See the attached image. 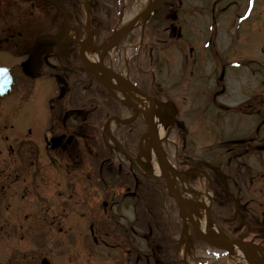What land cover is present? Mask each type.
<instances>
[{"label": "flooded vegetation", "instance_id": "flooded-vegetation-1", "mask_svg": "<svg viewBox=\"0 0 264 264\" xmlns=\"http://www.w3.org/2000/svg\"><path fill=\"white\" fill-rule=\"evenodd\" d=\"M118 1L0 0V88L11 82V92L0 93V201L7 199L0 215L6 212L13 216L12 205L15 208L18 202L25 200L21 194L22 185L27 188L26 181L36 180L43 195V184H53L55 194L62 197V204L54 206L51 201L55 200L54 197L44 196L46 201L41 200L39 207L44 211L38 214V221L41 220L38 225L44 224L48 229L38 226L34 231H61L60 225L67 231L82 227L92 231L94 218L89 219L87 225L71 218L80 215L78 210L81 207L85 213L79 219H84L92 211V187L98 191L97 195L100 194L98 202L105 210L100 215L104 231H117L119 237V209L123 210L124 206L135 212H132L133 222L124 228L128 227L130 231L139 228L137 211L140 197L136 190L145 184L151 192L153 190L151 195L156 196V189L160 186L145 174L143 170L146 167L140 161L141 157L146 158L140 143L148 127L136 104H131L130 118L124 119L120 108L129 104L123 103L111 89L119 86L111 83L113 86L109 90L103 83L100 75H106L111 79H127L150 100L173 105L171 101L186 102L189 99L194 107L192 113H186L189 116L204 117L211 114L216 105L217 113L227 109L233 113L260 116L258 128L226 141L225 148L221 145L228 156L222 155L217 146L211 147L215 158L198 153L191 147L193 141L177 121L181 112L178 108L168 117H172L175 126L182 128L177 130L180 142L190 146L179 153L181 169L189 163L207 160L221 163L225 158L228 163L227 175L222 179L227 190L220 194L215 191L213 197L218 210L213 218L218 228L229 238L251 242L264 252V93L255 96L249 93L241 101L234 100L229 104L219 100L225 91L220 73L214 83L216 89L210 93L204 88L198 91L201 94L194 93L191 83L194 80L201 82L205 77L213 78L210 71L204 74L206 58L203 56L206 55L203 51L209 50L207 55L216 59V72L222 61L215 47L216 39L215 42L210 39L211 44L206 49L196 40L197 34L202 35L198 27L203 25V19L210 14V23L214 28L216 26L217 34L223 22L221 17L232 16L231 27L236 9L245 6L248 0H158L154 14L144 19L139 29L133 27L112 49L131 46L134 54L130 56L126 76L119 69V58L108 60L110 49L101 50L121 18V11L116 15L112 10V5H117ZM86 48L101 56L97 66L91 65L84 54ZM163 64L174 67L176 75L170 83L167 78L164 81L161 78ZM190 84L188 92L186 88ZM124 86L132 99L140 101L131 86ZM211 105L213 108L209 111ZM110 123H114L111 130ZM119 126L129 127L122 142H119ZM131 137H136V141ZM111 142L116 148L110 147ZM119 145L128 153L127 156L121 154L119 157ZM187 167L178 172L188 178L186 175H193L196 168ZM119 187H125L126 192L121 195ZM139 189L141 191L142 187ZM71 190L74 191L72 195ZM145 192H148L146 188ZM153 209V226L158 236L152 244L160 253L163 251L165 258L170 232L178 224L181 228L182 221L178 219L176 224L168 219L162 221L154 205ZM61 216L63 220L67 217L68 222L61 223ZM25 224L4 222L0 223V230L20 233L27 230ZM167 234L169 243L166 244ZM112 242H116L115 247L119 249V238ZM27 254L29 252L26 251V258ZM39 254L36 261L40 263L36 264L49 261L48 255ZM151 258L144 256V264H151ZM10 262L8 259V264Z\"/></svg>", "mask_w": 264, "mask_h": 264}, {"label": "rangeland", "instance_id": "rangeland-1", "mask_svg": "<svg viewBox=\"0 0 264 264\" xmlns=\"http://www.w3.org/2000/svg\"><path fill=\"white\" fill-rule=\"evenodd\" d=\"M149 3L150 0H119L117 5H112V10L114 12L113 14L118 12L120 15L119 11L122 12L121 18L118 21L117 28L119 29L117 31L119 32L122 27L129 29L127 26L131 21L130 19H132V17L139 10H142L150 5ZM192 15L195 16V14ZM209 16H207L206 19H203V25L198 27V31H200L202 35L197 34L196 40H198L199 45H202L203 49H206L210 46L211 37H213L214 42L215 39L216 41L220 42L219 45L215 47H217L222 61H220L221 64H219L218 71L216 72L214 68L216 66V59L211 58L210 55H207L209 50L203 51L206 55L203 56V59L206 58V62L203 64L204 74L210 71V76L213 78L211 79L205 77L201 82H197L196 80L192 81L191 83L194 85V93L201 94V92H198L201 88L208 89L209 93L211 90L214 91V89H216L214 83L217 80L218 73H220L219 76L220 78L222 77L221 82H223L225 87V91L219 96V100H225L226 103L231 104L230 102L234 103V100L238 102L241 101L245 96H249L248 93H250L251 96H255L257 94L259 95L261 92L264 93V0H248L245 6L237 8L235 15L233 16V23L231 25L232 30L229 25L230 21H232V16L230 18L229 16H222L221 19H223V22L222 25H220L218 35L215 33L216 26L214 28L210 23L211 19ZM29 22H32V19H29ZM219 22L221 23L220 20ZM140 26L141 23H137L134 29H139ZM214 33L215 36H213ZM107 45L108 44H106V47ZM123 47L124 49L119 48V50L115 48L114 51L112 50L113 48H111L107 54V59L115 60L116 57L119 58V69L123 72L121 73L125 74L126 76L128 73L127 66L129 64V59L130 56L134 54V52L129 45H123ZM199 50L201 51L202 49L200 48ZM172 54H175L174 51ZM208 60L211 62H207ZM205 63H208V67L205 65ZM115 64L116 61H114V65ZM170 66H164L163 64L161 69L162 80L164 81V79L167 78L169 83L176 75L174 72V67L170 68ZM213 71L214 73H212ZM116 86H118V83H116ZM117 88L119 89V87ZM118 89L112 90L115 91V94L118 97H121L122 101H127V98H130L139 109H142V107L144 109L146 104L148 105L147 99L143 96L137 95L136 97H138L140 101H135L131 98V96H129L130 94L126 93L125 91L124 94L122 91L123 89ZM186 89L189 92V89H191V84ZM37 96H39V94H37ZM188 100L186 102L171 101L175 109L178 108L181 111L177 116V121L181 123L186 129L187 137L193 141L191 147H194L198 153H204L211 158H215V155L213 154L215 151L213 152L211 145H216L222 155L225 153V155L228 156L223 150L222 144H227L226 141L238 138L239 135L245 134L246 131H252L255 129V127L258 128L261 125V118L258 114L253 113L250 116L248 114L240 115L230 112L227 109L219 110L217 113V105L214 108L211 105L209 111L211 108H213V112L211 114L207 113L204 117H197L193 115L189 116L186 113H192L194 107L193 104ZM124 106L126 108L124 107L120 109H122L124 119L128 120V118H130V116L128 117V113L130 112V109L132 110V106ZM166 114L168 115L169 112H166ZM168 116L164 115L163 119L167 121L166 118ZM167 127L169 129L170 125L167 124ZM109 128L110 130L111 128H114V123H110ZM128 130V126H119V142H122L126 139ZM32 135H34V131ZM173 135H177V130L173 132ZM173 135L168 133L162 140V145L167 159L171 165L182 170L190 164L183 166L181 169L180 167L182 163L179 153L180 151L188 149L190 146L186 145V149L182 148V143L180 142L181 140L179 141V139L175 138ZM131 139L136 141V137H131ZM111 146L116 148L113 142L110 143V147ZM223 147L225 148V146ZM142 151L145 153L143 145ZM121 152L123 153V151ZM149 154L150 153H145L146 158H142V164L144 167H146V170L149 174L148 176L153 178L155 182L162 184L163 189L161 190V187L159 186L158 189H156L157 192H155L156 196L151 195L153 190L151 189V192L147 186H145V184H143V186H139L136 190V195L139 194L140 197V203L137 212H139L138 217L140 220V225L142 223V226L136 229L135 232H129L128 234L125 232V230L129 229L128 227L127 229L124 228L127 223L131 224L133 222L132 212H134L130 207L126 206H124L123 210L119 209V237L117 231L113 230L114 232L109 234L107 231H104L101 228L102 222L100 221V215H103L105 210L101 206V202H98L101 200L99 198L100 194L97 195L98 191L94 187H92L91 190L90 201L92 203V211H90V213L87 214L84 219H79V216L85 213L83 207H81L78 210L80 213L79 216H71V218H73L77 223L78 221H80L81 224L86 222V225L88 224L87 221L89 219L92 220L94 218L93 223L95 228L92 231L88 229V227H85V229L82 227L81 229L67 231L66 227L63 225H60V228L63 229L61 231H34L38 230V226H42L43 229H48L43 226L44 224L38 225L41 222V220L38 221V214H41V211H44V209L41 210L39 208L41 200L45 202V197L52 195L55 200L51 201L54 203V206H56L57 203L62 204V197L58 194H55L53 184H43V191L45 192L43 195L40 189V183H38V181H26L27 188L29 189H27L23 184L21 190V194L22 196H25H23L25 200L23 202H18L15 208V205H12L11 211L13 212V216H9L6 212H3V216L0 215V223L7 222L9 225L13 223H26L25 225L27 230H22L20 233L16 231L6 232L5 230H0V264H8V259L11 260L10 264H30L35 262L40 263V261H36L40 257L39 253H42L43 256L45 254L48 255V259L51 264H144L142 256L152 255L150 242L152 241L154 234L156 235L155 230L150 232V224L152 223L155 215L153 205L155 206V210L158 211V214L161 215L162 221H166V219H168L173 224H176L178 220V214L174 203L168 199L166 194V188L164 185L165 179L155 174L154 165L152 161H150ZM215 154L217 155V153ZM205 158L207 159L209 157ZM207 161L214 169V171L210 172L214 194L215 191L217 194L225 193L227 190L226 185L222 184L220 180H217V178L221 175H223L224 178L227 175L226 168H228V163L226 162V159H221V163L211 160ZM168 171H170L172 176L175 177V187L178 188V191L182 195L187 193L190 194L193 202L197 203L203 200L202 197L207 192L212 193L210 184L208 181H206V179H195L194 177L196 176L193 177L192 175H186L188 176L187 178L183 175H177L171 170ZM140 183L142 184L143 182ZM140 187H142L141 191L139 189ZM131 188L134 190L133 186H131ZM145 188L148 190V192H145ZM126 190L127 189H125V187H123V189L122 187H119V192H121V195L124 194ZM162 191L164 194H162ZM25 193L28 194L26 195ZM73 193L74 191L71 190L70 194L72 195ZM221 197L222 196L219 195V198ZM6 201L7 199L4 198L2 201H0V209L3 208V203ZM216 203H218V200H216ZM94 204L98 207H95ZM217 212L218 210L216 208V204L213 202L211 215L215 217L218 214ZM203 214H205V211ZM5 217H7L6 220L4 219ZM67 219L68 218L65 217L63 220L62 216L59 218L61 223L65 220L67 221ZM107 222L111 223L109 221ZM177 226L179 227V225ZM187 226L189 229H191L189 224ZM172 230V238L175 239V241L177 239L179 240V231L177 227L174 226ZM149 233H153L152 236H149ZM125 234H127V236ZM125 237L128 242L125 241L121 243V238L124 239ZM118 238L119 249L114 246L111 247L113 243L111 240L115 241L116 239L118 240ZM188 239V241L193 240L191 237H188ZM178 240L174 242L175 245L173 246V249L176 256L182 261V263L244 264V261L238 255V248H235V255H230V253L223 248L212 247L204 249L198 246V244L202 246L206 245L204 243L197 242L198 244H192L188 241ZM104 243H107V246ZM130 244L131 247H129ZM177 246L178 254L176 253ZM26 251L29 252V254H27V258L24 255ZM118 254L119 261H117ZM168 256L169 255H167L166 259ZM137 257H140V259L137 260ZM30 260L33 261L30 262Z\"/></svg>", "mask_w": 264, "mask_h": 264}, {"label": "bare ground", "instance_id": "bare-ground-1", "mask_svg": "<svg viewBox=\"0 0 264 264\" xmlns=\"http://www.w3.org/2000/svg\"><path fill=\"white\" fill-rule=\"evenodd\" d=\"M159 2L158 0H150V7L155 6ZM140 21V20H139ZM220 42H216L217 45H219ZM87 52V53H86ZM84 54L89 59L91 65L97 66L99 64V59H101L100 55L95 54L94 52H90L87 48L84 50ZM99 56V58H98ZM103 81L106 84H110L112 81L109 79L106 75H100ZM137 95V94H136ZM145 98V97H144ZM150 100L147 99V102ZM128 103H132V100L130 98H127ZM150 103V102H149ZM150 105V104H149ZM152 110L149 112V121L151 124V128L149 131V134L146 136L145 141L143 142V149L145 153H150V161H152L155 169L156 175L163 174L162 164L160 162V158L158 155V148L157 144L154 141V136L163 139L166 137L168 133L167 124H170L172 117H168V120L165 121L163 119L164 115L168 116L172 111L170 108H166L165 106L159 107L158 101H153L151 103ZM142 113H144L143 109H140ZM173 110V109H172ZM166 112H169L167 115ZM172 114V113H171ZM144 123L146 121L143 119ZM167 124H166V123ZM147 124V123H146ZM169 172V171H168ZM171 175V180L173 183L174 177L172 176L171 172H169ZM212 194L207 192L202 198V201H199L197 203L192 201V197L190 194L182 195L183 202L185 205H187L193 215V218L197 224V232L201 235H204L210 240L217 239L221 237V232L216 229V227L212 224L211 218L206 212V214H203L204 211L208 208L210 205V197ZM185 219L187 220L186 216L184 215ZM237 252V251H236ZM238 255L241 257V259L244 261V264H264V252L261 249H258L253 246H247L244 245L238 247ZM250 257L248 259L247 257ZM253 258V260H252ZM254 261V262H253Z\"/></svg>", "mask_w": 264, "mask_h": 264}, {"label": "water", "instance_id": "water-1", "mask_svg": "<svg viewBox=\"0 0 264 264\" xmlns=\"http://www.w3.org/2000/svg\"><path fill=\"white\" fill-rule=\"evenodd\" d=\"M135 90L139 92V90H137V89H135ZM162 104H163V103L158 102L159 107H161ZM147 123H148V125H149V131H150L151 124H150L149 119H147ZM153 138H154V141H155V142L157 143V145H158V151H159V156H160V162H161V164H162L163 174L165 175L166 180H167V182H168V190H169L170 194L176 199V201H177L179 207L184 208L183 205L181 204V202L179 201L177 195L175 194L173 188L171 187V185H169V179H168V177H167V166H168V163H167V161H166V159H165V156H164V153H163V149H162L161 146L159 145V141H158L157 137L154 136ZM187 214H188V213H187ZM188 216H189V214H188ZM189 217H190V216H189ZM190 221H191V224H192L193 227H194V233H195L196 237H197L198 239L204 241V242H207V243H209V244H211V245H216V244H231L232 242H235L234 240H231V239H228V238H224V239H220V240H210V239L206 238L205 236L199 234V233L197 232V230H196V228H195V224H194V222H193V220H192L191 218H190ZM249 259H250V258H249Z\"/></svg>", "mask_w": 264, "mask_h": 264}, {"label": "trees", "instance_id": "trees-1", "mask_svg": "<svg viewBox=\"0 0 264 264\" xmlns=\"http://www.w3.org/2000/svg\"><path fill=\"white\" fill-rule=\"evenodd\" d=\"M176 264H178V263H176Z\"/></svg>", "mask_w": 264, "mask_h": 264}]
</instances>
